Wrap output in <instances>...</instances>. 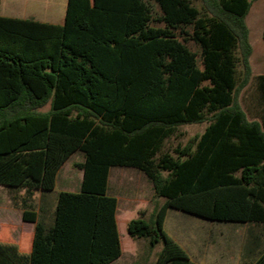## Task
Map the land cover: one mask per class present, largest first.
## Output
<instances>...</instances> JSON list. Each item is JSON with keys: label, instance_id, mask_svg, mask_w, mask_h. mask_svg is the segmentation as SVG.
Returning <instances> with one entry per match:
<instances>
[{"label": "trees", "instance_id": "16d2710c", "mask_svg": "<svg viewBox=\"0 0 264 264\" xmlns=\"http://www.w3.org/2000/svg\"><path fill=\"white\" fill-rule=\"evenodd\" d=\"M250 7L67 0L62 24L0 17V185L50 192L67 159L83 156L80 191L58 193L48 225L23 210L30 251L0 241V264L118 259L113 167L138 169L164 198L126 224L130 240L161 244L155 264H192L163 231L169 209L264 228V73L250 66ZM252 79L249 119L239 98ZM195 123H206L202 133L167 146ZM253 264H264V249Z\"/></svg>", "mask_w": 264, "mask_h": 264}, {"label": "rangeland", "instance_id": "374dc122", "mask_svg": "<svg viewBox=\"0 0 264 264\" xmlns=\"http://www.w3.org/2000/svg\"><path fill=\"white\" fill-rule=\"evenodd\" d=\"M67 0H49L48 3L45 1L42 5L35 4L32 12H24L21 13L19 11V15L22 17H29L34 20L47 22V23H62L65 9H66ZM29 10V9H28ZM27 10V11H28ZM57 11V15L52 14V11ZM246 24L249 30V41L252 46V55L250 57V66L252 70L253 77L258 76L261 73H264V40L262 39V32L264 30V0H251V7L249 9L248 15L246 17ZM192 49H194L192 47ZM256 92L254 81L250 82V84L246 87V89L240 94V103L243 109L246 111L249 119H253L255 114L257 113L256 107ZM206 127V123H195L189 125H183L177 128V132L181 134L179 137L171 139L167 146H174L177 143L185 144L187 140L197 134L202 133L204 128ZM83 156L81 152L73 153L67 161L64 163L58 178L57 184L55 188V192L61 191V189H74L65 186V172H71L72 177H78L81 174V171L75 167V163L82 162ZM112 169V177L113 174L119 170L126 171V174L130 176L127 178H120V184L124 181V185L116 186L114 189L110 188V193H115L120 199L126 200V198H133L143 200L147 203L146 206L141 204L137 205L136 209H140L142 207H146L147 213L152 212L155 205H160L164 202V198L153 197V189L150 180L138 169L129 168V167H113ZM138 174L142 179H138ZM128 179L131 180L130 184H140V192H136V189H133L131 186H127ZM113 180V179H112ZM113 183V181H112ZM128 184V185H130ZM66 187V188H64ZM12 196H16V193L12 192L10 187L0 185V216H5L8 219V223L10 225H14V222L17 221V210L18 206H21V199L19 197L12 198ZM122 202V201H121ZM125 215V216H124ZM120 214V218L118 221V231L121 237L122 247L125 252L123 258L114 263V264H154L156 259V254L161 249V244H157L154 247H148V243H145L140 248V244L142 240L146 239H137L136 247L134 248L135 257H131L129 255V248H127V242L130 241V238L126 233V224L130 219L136 218L135 210H128L126 213ZM175 216H183V218L189 222H181V221H173V217ZM192 215L177 211V210H169L167 213L166 222L164 225V233L170 237L173 241H175L188 255L189 259L194 264H252L258 258L259 253L264 249V228L259 227L257 229H251L252 232H256L259 236L257 247L252 251L251 256L247 254H243L242 258H239L238 254L229 255L227 251H223L220 249L217 250H209L206 253H201L197 255L195 253H191L188 249H186L180 240L175 236H179V228H186V232L189 230V227H203L210 226V230L212 232H217L218 230H222L229 225H235L236 223H224V222H213L202 218L191 217ZM193 222V223H191ZM198 223V224H197ZM239 225V224H237ZM9 232L7 228H3V231ZM249 228H236V231H239L245 236H247V231ZM13 230V229H12ZM234 231V230H233ZM191 232V231H190ZM189 233V232H188ZM193 233H198V231H193ZM175 235V236H174ZM248 241V240H247ZM235 252H238L236 250ZM245 253V252H243ZM146 259L143 262V259ZM247 258V259H245Z\"/></svg>", "mask_w": 264, "mask_h": 264}, {"label": "crops", "instance_id": "0c3cea01", "mask_svg": "<svg viewBox=\"0 0 264 264\" xmlns=\"http://www.w3.org/2000/svg\"><path fill=\"white\" fill-rule=\"evenodd\" d=\"M48 3L49 0H0V17L3 18H14V19H32L29 17H22L19 15V11L21 13L24 12H32L34 5L35 4H40L42 5L43 2ZM29 9V10H28ZM28 10V11H27ZM57 11H52V14H56ZM34 20V19H32ZM64 20V18H63ZM38 21V20H36ZM42 22V21H39ZM63 22V21H62ZM47 23V22H43ZM50 24H62V23H50ZM263 74V73H261ZM259 74V75H261ZM205 129V128H204ZM203 132V131H202ZM80 163V162H78ZM75 165V164H74ZM64 164L62 165V167ZM62 167L59 169L56 177V182L58 175L62 169ZM80 171V170H79ZM65 186L74 189H61L60 192H71V193H78L80 191L81 187V181H82V172L81 174L76 178L71 176V172L66 171L65 173ZM129 174H126V171L124 170H119L113 174L112 177V169L109 171V176H108V183H107V195L110 197H114L117 200V207H116V213H115V219L117 223V228H118V221L120 218V214L126 213L128 210H135L137 212L139 209L137 208V205L141 204L143 206H146L147 203L143 200H140L139 198L133 199V198H126V200L120 199L115 193H110V188L114 189L116 186H123L124 181L122 184H120V178H127L129 177ZM113 179V180H112ZM138 179H142L139 174H138ZM113 181V183H112ZM55 182V187L52 191L50 192H42L41 190H35L32 191L31 193H26L25 189L23 188H11L12 192L16 193V196H12V198L19 197L21 199V206H18L17 210V221L14 222V225H10L8 223V219L5 216H0V241L2 242H10L18 246L19 250L22 252H29L30 247H31V240L32 236L34 233V223H27L22 220V212L23 210H30L35 213L36 215V220L38 222L43 223L44 225H48L51 222L52 215L54 212L55 208V203H56V196L58 195L57 192H55L56 188V183ZM131 180L128 179V184H130ZM127 186L133 187V189H136V192H140V184H130ZM66 188V187H64ZM154 196V193L152 195ZM122 201V202H121ZM1 207V206H0ZM142 210H146V207L140 208ZM171 210V209H169ZM168 210V211H169ZM167 211V213H168ZM0 212L1 208H0ZM125 216V215H124ZM195 217V216H191ZM167 214L163 223V229L164 225L166 222ZM199 218V217H196ZM173 221H181V222H186L183 218V216H175L173 217ZM189 222V221H187ZM211 222V221H210ZM193 223V222H191ZM198 224V223H197ZM211 225L208 226H203V227H196L194 226L189 227L187 226V229L189 230L186 232V228H179V236H175L180 240L182 245L188 249L191 253H195L197 255H200L201 253H206L209 250H223L227 251L229 255L232 254H238L239 258L243 259L242 256L243 254H247L248 256H251L252 251L257 247V242L259 239V236L256 232H252L253 229H257L260 226H256L253 224H239L237 223L234 225H229L227 227H222L224 229L218 230L217 232H212L210 229ZM7 228L9 232H6L5 229L3 231V228ZM249 228L247 231V236L245 234L236 231L235 229H241V228ZM261 228V227H260ZM13 229V230H12ZM198 231V233H193V231ZM234 230V231H233ZM191 231V232H190ZM5 233V235H3ZM119 233V231H118ZM166 235V234H165ZM167 236V235H166ZM120 237V234H119ZM168 237V236H167ZM7 238V239H6ZM172 242H174L185 254L186 251H184L175 241H173L170 237H168ZM248 240V241H247ZM132 242L128 241L127 242V248H129V255L133 258L136 256L134 248L136 247L137 240ZM145 243H148L147 240H142L140 244L143 246ZM120 244H121V255L118 259L113 261L110 264H114L118 261H120L123 256L125 255V252L122 247V242H121V237H120ZM149 247V244H147ZM238 250V252H235ZM245 252V253H243ZM157 256V254H156ZM188 257V255L186 254ZM189 259V257H188ZM247 259V258H245ZM146 259H143V262ZM257 260V259H256ZM255 260V261H256ZM189 261L192 263V261L189 259ZM253 261V263L255 262ZM156 262V259H155ZM154 262V264H155ZM252 263V264H253ZM134 264V263H133ZM194 264V263H192Z\"/></svg>", "mask_w": 264, "mask_h": 264}]
</instances>
